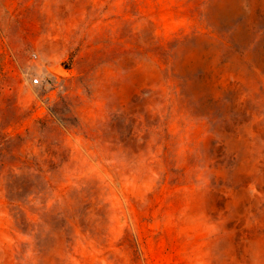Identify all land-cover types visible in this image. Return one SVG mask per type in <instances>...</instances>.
<instances>
[{
	"label": "rangeland",
	"instance_id": "1",
	"mask_svg": "<svg viewBox=\"0 0 264 264\" xmlns=\"http://www.w3.org/2000/svg\"><path fill=\"white\" fill-rule=\"evenodd\" d=\"M0 264H264V0H0Z\"/></svg>",
	"mask_w": 264,
	"mask_h": 264
},
{
	"label": "built area",
	"instance_id": "2",
	"mask_svg": "<svg viewBox=\"0 0 264 264\" xmlns=\"http://www.w3.org/2000/svg\"><path fill=\"white\" fill-rule=\"evenodd\" d=\"M37 82H38V80H37V79H35L34 83H37Z\"/></svg>",
	"mask_w": 264,
	"mask_h": 264
},
{
	"label": "trees",
	"instance_id": "3",
	"mask_svg": "<svg viewBox=\"0 0 264 264\" xmlns=\"http://www.w3.org/2000/svg\"><path fill=\"white\" fill-rule=\"evenodd\" d=\"M6 136H7V135H6ZM6 136H5V137H6Z\"/></svg>",
	"mask_w": 264,
	"mask_h": 264
}]
</instances>
